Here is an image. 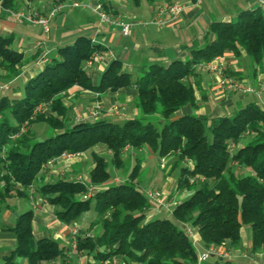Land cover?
<instances>
[{"label": "trees", "instance_id": "obj_1", "mask_svg": "<svg viewBox=\"0 0 264 264\" xmlns=\"http://www.w3.org/2000/svg\"><path fill=\"white\" fill-rule=\"evenodd\" d=\"M141 1L150 5L157 0H128L134 7ZM0 3L10 11L20 9L19 0ZM98 3L104 11L112 12L107 0ZM203 41L202 46L190 47L188 60L142 67L135 79L123 71L120 61L113 60L97 84H92L85 64L91 55L102 51L99 45L82 36L58 47L56 57L23 85L20 96L0 97V205L26 197L42 168L63 153H85L93 163L86 183L99 187L90 199H81L86 185L80 181L60 178L36 188L40 197L57 208V219L66 225L74 224L94 200L96 220L86 232L79 231V254L92 256L98 264L113 258L123 264H198L197 251L183 229L167 219H147L149 205L135 184L141 159L135 158L127 180L106 186L111 179L107 162L93 151L103 147L119 171L124 167L125 149L147 148L159 160H174L170 171L179 170L176 193L190 192L172 210L176 223L190 224L203 247L235 248L241 229L248 227L250 252H264V108L249 103L223 117L197 115L198 103L189 81L196 75L197 64L227 53L235 57L243 53L251 67L260 68L264 62V14L257 8L240 12L231 21L213 22ZM12 42V36L0 35V77L5 81L24 61ZM74 86L100 96L134 88L137 95L133 105L139 117L68 125L69 109L62 103V94ZM48 102L47 109L36 111ZM185 107L191 113L178 115ZM24 122L30 127L11 140ZM37 123L45 124L53 135L35 141L30 128ZM32 218V211L17 217L10 229L15 248L3 258V264L65 260V249L56 242L34 239ZM98 225L101 231L94 234ZM216 262L225 264L220 259Z\"/></svg>", "mask_w": 264, "mask_h": 264}, {"label": "crops", "instance_id": "obj_2", "mask_svg": "<svg viewBox=\"0 0 264 264\" xmlns=\"http://www.w3.org/2000/svg\"><path fill=\"white\" fill-rule=\"evenodd\" d=\"M107 1L112 7V12L120 15L123 21L130 23L149 22L152 14L157 12L164 4L163 0H157L150 5L141 1L139 6L134 7L128 0ZM261 1L264 2V0ZM19 2V8L29 5L31 8H36L43 12L47 11L52 4L51 0H35V5L32 2H24V0H19ZM81 2L85 3L87 7L66 9L59 13L51 22L50 31L46 39L50 40L51 30H54V32L60 30V34L57 36V44L52 48L45 41L39 40L38 36L43 35L40 27L14 20L10 21L9 17L0 15V35L12 36L13 49L24 55L22 66L18 68L11 78L5 81L0 77V81L5 82L1 89L4 95L11 97L20 96L23 85L41 72L52 58L56 57V49L73 43L78 37L85 36L102 49V51L97 53L98 57L93 64L88 68L85 67L92 84L99 82L101 74L113 60L120 61L123 71L131 74L132 79H135L139 76V69L142 67L152 64L168 66L175 60H188L190 58V47L203 45V37L208 25L211 23L231 21L242 11H252L260 8L258 0H205L200 4H197L195 0H174V2L184 7L176 19H171L166 12H163L161 17L166 21L163 26L136 25L133 27L131 34L124 37L120 34L117 26L102 24L94 14L92 8L98 3V0H82ZM18 24L29 27L34 36L31 38L25 37L21 31H25L26 27L24 26L22 30L21 27H18ZM38 41L43 42L44 46L36 47L35 44ZM246 59L243 53L239 57L227 53L214 59V63L223 66L224 76L237 79L243 85L253 87L255 90L262 89L260 97L257 98L255 94L242 95L221 91L217 86L220 77L217 73L196 70V75L191 76L189 79L194 87L195 98L198 103V110L195 111V114L207 116L208 118L223 117L233 114L237 109L249 103H255L260 108H264V62L260 68H255L251 67ZM136 72L138 74H135ZM136 95L137 92L134 88L120 89L117 92L100 96L98 93L74 86L62 94V103L69 109L68 117L69 113L72 112L70 117L71 124L96 120L121 122L136 117L133 110V102ZM95 101L101 103L102 110L97 119H91L88 117L87 111ZM49 103H44V110L48 108ZM114 105H118L122 109L123 116H115L111 113ZM129 107L132 108L130 109ZM189 113H191V109L185 107L177 114ZM44 130V125L38 131H34L33 126L30 128L32 134L36 132L41 134ZM93 151L100 155L105 153L110 156L109 152L106 150L102 151L99 147L94 148ZM129 151L134 150L127 148L123 153V159L128 156ZM139 151L146 152L148 159L156 158L147 148ZM129 155H131V158L136 156L134 152ZM156 160L160 165L159 167H161L160 160L158 158ZM92 167L93 163L85 153L79 159L68 160L60 157L44 166L39 176V183L36 182L32 190H27L25 193L26 197L23 199L30 202L31 210L29 211L33 212L31 228L34 239L47 238L58 245L59 243L64 245H59V247L65 249V260L64 258L57 259L51 261V264H68L72 258L77 259L76 264H95V261L92 256L71 254L69 230L71 227L76 228V226L60 222L56 217L54 206L50 205L46 199L40 197L36 192V188L38 184L48 183L60 178L75 181L79 176H82L84 184H86L87 171ZM83 172L86 174H82ZM114 178L117 179V176ZM112 183L115 184L114 179ZM173 185L174 181L166 193L168 196V208H149L146 211V217L147 219H152L157 214H160L163 219H167L183 229L184 224H178L173 220L172 210L179 199H184L185 196L176 192L173 195ZM137 189L141 193H146L139 187ZM19 199L22 198H15L13 205L9 204V202L0 205V264H3V258L8 256L15 248V236L10 232V229L14 227L18 217L14 207L17 205L21 206L18 203ZM22 206L21 208H23ZM187 225L192 227L190 224ZM241 232V243L235 248L226 247L230 263L261 264L264 261V252L251 253L250 239L247 240L246 235ZM194 239L197 241L196 247H199V251H201L203 246L199 242L195 229ZM212 258H215L214 264H217L218 258ZM19 262L21 263V260ZM220 262L224 263L222 260ZM115 264H123V262L116 259ZM201 264H206V261Z\"/></svg>", "mask_w": 264, "mask_h": 264}, {"label": "built area", "instance_id": "obj_3", "mask_svg": "<svg viewBox=\"0 0 264 264\" xmlns=\"http://www.w3.org/2000/svg\"><path fill=\"white\" fill-rule=\"evenodd\" d=\"M205 0H195L197 4H200L204 2ZM164 4L163 7L158 9L157 12H154L147 23H142L141 21L137 23H130L125 22L122 20L120 15H117L112 12H106L103 10L102 6L97 3L93 8L92 11L94 14L98 17L99 21L102 24L106 25H112L117 26L119 28L120 34L124 37H127L131 34L132 29L136 25H155L157 27H161L165 24V20L161 17L163 12H166L168 16L171 19H176L181 12L183 11L184 7L181 4H178L176 2L167 3L165 0H163ZM259 6L264 7V2L261 0H258ZM87 5L81 1H74V0H66V1H55L52 2L50 8L43 12L36 8H31L29 5H26V7L20 8L16 11H10L5 8L0 3V13H5L8 17L12 18L16 22L26 23L29 25H33L36 27H40L42 30V33L48 34L50 31V24L55 19V17L61 13L62 11L66 9H78V8H85ZM93 43V42H92ZM36 47L40 48L44 46V43L41 41H38L35 44ZM98 57L97 53H94L90 56V58L86 61L85 67H90L94 60ZM215 60L211 62H202L195 66L196 70L199 71H207L212 73H217L220 77L217 82V86L221 91L229 92L233 94H255L257 98L260 97L262 89L255 90L253 87L243 85L239 80L237 79H231L226 76H224L223 73V66L220 64H215ZM41 106L38 107L36 111H40ZM102 105L99 101H95L87 111V115L91 119H97L101 113ZM111 113L115 116H123L122 109L118 105H114L111 109ZM27 129V123L25 122L19 129V132L16 135H12L10 137L11 140L17 139L20 135L25 133ZM126 150V149H125ZM124 150V151H125ZM83 153H63L60 157L65 159H79L81 158ZM59 157V158H60ZM161 167L163 165L161 164ZM44 168V167H43ZM202 180V179H200ZM77 182H84L83 178L81 176L77 177L75 179ZM114 183H119L117 179H114ZM86 191L81 195L82 200H87L92 197L94 192L99 188L97 186H93L91 184L86 183ZM29 190H32L30 188ZM145 199L147 200V203L149 205V208L153 209H166L168 208V200L166 195H164L161 192L149 190L146 191V193H143ZM183 231L186 234V236L191 239L195 244H197V241L194 239V228L189 227L187 224H184ZM79 234V231L75 227H71L69 230V237H70V251L71 254L77 255V236ZM88 237H92V235H88ZM198 255V264H201L205 261H207L211 257H216L222 261L225 262V264H231L229 253L226 250L225 246H214L210 245L208 247H203L201 251L197 252ZM116 258H113L111 260H106L101 262L100 264H115ZM264 264V261L261 263Z\"/></svg>", "mask_w": 264, "mask_h": 264}, {"label": "rangeland", "instance_id": "obj_4", "mask_svg": "<svg viewBox=\"0 0 264 264\" xmlns=\"http://www.w3.org/2000/svg\"><path fill=\"white\" fill-rule=\"evenodd\" d=\"M32 3H33V5L36 4L35 1L32 2ZM260 8H261L262 14H264V7H260ZM8 19L10 21L13 20L10 17ZM24 26L25 25L18 24V27H21L22 30H23ZM25 27H26V30L25 31H21V33L25 37H28V38L33 37L34 34H32V31L30 30V28L27 27V26H25ZM183 32L185 33V31H183ZM59 34H60V30L55 31V32H54V30H51V32H50V40L46 39L47 34H45V33H43V35L42 34L39 35L38 37H39V40L45 41V43L50 48H52V47L56 46V44H57L56 43L57 42V36ZM246 60L249 63V60L248 59H246ZM135 74H138V73L136 72ZM4 83H5L4 81H0V97L4 95V93L1 91V89L3 88L2 86L4 85ZM245 102H243V103H245ZM43 105H41V109H40L41 111L44 110V106ZM242 105H244V104H242ZM132 107H129V108L131 109ZM133 110L135 111V114H136L135 116L139 117V113L135 109H133ZM71 116H72V112L69 113V117H68V121H67L68 125H71V121H70V117ZM26 123H27V127L29 128L30 126H29L28 122H26ZM43 125L45 127V130L41 134L39 132L38 133L36 132L34 134V140L35 141L44 140L45 138H48V137L53 135L52 130L49 129L45 124H41V123L34 124L33 125V130L34 131H38V129L41 126H43ZM99 148L102 151L105 150L103 147H99ZM132 152H134L136 154V156L134 158H131L130 157L131 155H129ZM102 156L105 158V160L107 162V171L111 174V179L105 184L106 186L113 184L112 181H113V179H115L114 178L115 176H117V180L119 181V183L122 182V181L127 180L126 179L127 178V173L136 164L135 163V158L137 157V158L141 159V168H140V172H138L137 178L135 180L136 187H139L142 191L154 190V191L161 192L164 195H166L167 200H168V196H167L166 193L169 191V187H170L171 183L174 181V185H173V188H172L174 191H173L172 194L174 195V193L176 192V182H177V178L179 176V170L176 169L174 171H170L171 166H172L173 161H174L172 158L160 160V163L163 165V168H162V167H159L160 165L158 164L156 158L148 159V157L146 155V152H142V151H139V150L129 151L128 156L124 159V167H123V169H121L119 171H115V169L113 168V166L111 164L110 156L105 154V153ZM184 165H188V163L185 162ZM238 172H241V171H238ZM82 174H86V173L83 172ZM38 180H39V178H38ZM85 180H87V179H85ZM37 183H39V182L37 181ZM34 185H36V184H34ZM32 188H33V186H32ZM183 194L185 196L184 198H186L187 196L190 195V192H184ZM182 200L183 199H179V201H182ZM14 202H15V200L11 199L9 201V204L13 205ZM18 203L21 206L23 205L22 206L23 208H21V206H19V205L14 207V210H16L15 212H16V214L18 216L20 214L24 213V212H27V211L31 210L30 202L24 200L23 198L19 199ZM93 203H94V200H92L90 202L89 210L86 211L85 213H83L78 218V220L74 223L76 228L78 230H80L81 232H86L89 229L90 225L93 222H95V220H96V213H95V210H94V207H93ZM54 208L57 210L56 207H54ZM154 219H163V216L160 215V214H157L155 217L152 218V220H154ZM100 231H101V229H100L99 225L96 226L93 229L94 234L95 233L98 234V233H100ZM241 231H242L241 233H244V235H246L247 240H249L251 238L250 230L248 229V227H243L241 229ZM190 241L194 245V243H193V241L191 239H190ZM59 245L60 246H64L62 243H59ZM194 246H195V249L197 251H199V247H196V245H194ZM80 255H82V254L78 253L77 256H80ZM76 262H77V259L76 258H72L71 261L68 264H76ZM214 263H215V258H212V257L206 261V264H214ZM21 264H25V261L21 260ZM42 264H51V263L50 262H44ZM95 264H98V262H95Z\"/></svg>", "mask_w": 264, "mask_h": 264}]
</instances>
